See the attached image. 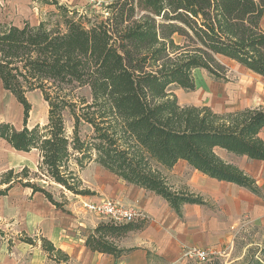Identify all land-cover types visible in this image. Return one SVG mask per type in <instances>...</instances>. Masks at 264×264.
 <instances>
[{"label": "trees", "instance_id": "16d2710c", "mask_svg": "<svg viewBox=\"0 0 264 264\" xmlns=\"http://www.w3.org/2000/svg\"><path fill=\"white\" fill-rule=\"evenodd\" d=\"M50 2L61 14L51 27L0 23V83L23 106L22 128L2 121L0 139L16 151L39 154L36 170L25 166L0 175L5 186L0 196L21 185L67 212L66 193L97 195L81 178L95 163L162 197L182 216L185 204L206 201L169 181L164 170L180 160L211 178L261 193L256 180L218 150L264 161V109L221 113L207 105H182L171 87L194 91L197 69L228 82L218 57L264 77V0H113L94 22ZM36 90L48 117L30 127L27 94ZM55 186L60 200L49 189ZM142 227L100 223L85 245L120 257L131 250L117 242ZM19 240L41 246L57 263L70 260L43 234L23 231ZM248 264L264 260L253 257Z\"/></svg>", "mask_w": 264, "mask_h": 264}, {"label": "crops", "instance_id": "0c3cea01", "mask_svg": "<svg viewBox=\"0 0 264 264\" xmlns=\"http://www.w3.org/2000/svg\"><path fill=\"white\" fill-rule=\"evenodd\" d=\"M261 78L264 79V77ZM2 92L7 91L0 83V95ZM30 93L27 94L28 100ZM10 95L12 99L16 100L11 93ZM40 95L42 96L41 92ZM16 102L23 117V106L17 100ZM29 102L32 104L30 100ZM0 109H2L1 100ZM33 109L34 106L31 112ZM1 121L3 119L0 118ZM37 123L32 124L30 113L28 125L31 127ZM14 125L16 126V123ZM22 126L16 127L22 128ZM263 132L264 130L261 132V136L264 138ZM219 151L228 156L225 157L218 153L223 159L238 165L256 180L261 190L260 194H255L235 183L211 178L192 168L186 161L180 160L171 170H164V173L173 185L176 187L187 186L193 193L201 195L206 204H185L182 216H179L162 197L129 184L99 166L100 169L95 179H92L95 181L93 183L86 181L85 169L81 172V178L85 185L95 191L96 196L85 198L66 193L67 198L71 201L66 206L72 212L68 216L74 221L68 231L64 229L67 222L65 214L67 213L57 209L42 193L33 194L30 188L21 185L11 188L8 195L0 196V205H3L2 215L4 217L8 215L10 219H13L22 232L29 235L41 232L57 248L62 249L70 256L71 264H115L117 262L151 264L150 256H155L165 264H173L179 261V258H183L182 250L186 246L214 245L223 250L235 241L240 229L248 230L252 226L264 227V161L251 160L246 156H236L222 149ZM229 156L234 157L235 160ZM38 161L37 151L30 153L16 151L6 141L0 139V175L9 169L20 170L25 166L31 168L32 162H35L36 168L31 169L36 170ZM4 187L0 185V189ZM104 198H113L126 206L135 207L146 216L145 220L135 222L143 224L141 229L131 231L117 242L119 248L131 250L123 253L120 257L93 252L85 245L86 236L101 223V219L84 210L80 201L97 202ZM73 199L79 200L77 201L78 207L72 203ZM85 225L89 226L86 235L79 238L78 243H75L72 239L79 233L80 227H86ZM65 237L68 239L65 240ZM8 252H11L9 248ZM43 252L41 246L33 247L21 242L15 249L14 257L2 256L0 264H22L20 257L26 255L30 259L24 264H41V253ZM182 260L184 264L188 262L201 264L187 259ZM215 260L208 264H212Z\"/></svg>", "mask_w": 264, "mask_h": 264}, {"label": "rangeland", "instance_id": "374dc122", "mask_svg": "<svg viewBox=\"0 0 264 264\" xmlns=\"http://www.w3.org/2000/svg\"><path fill=\"white\" fill-rule=\"evenodd\" d=\"M56 1L70 9H76L79 12L86 14L91 18V21L94 22L97 20V17L100 15L103 8L113 0H101L100 4L97 2H91L90 0ZM60 20L61 14L56 5L52 4L50 0H0V23L23 25L25 21H28L31 25L38 26L41 22H45L51 27ZM218 60L227 69L228 82L216 81L207 71L197 69L194 71L196 79V88L194 91L187 92L174 86L171 87V91L177 95L179 102L182 105H207L221 113L242 110L245 108H264V79L227 58L218 57ZM81 92L89 95L88 89H84ZM28 96L29 100L32 102V107L34 106V109L31 112L32 124L37 122L42 125L45 124L48 117L47 103L44 102L39 91L31 92ZM0 100L2 102V109H0L1 120L3 119V121H8L13 124L16 123L17 127H21L23 123L22 113L19 111L16 100L12 99V96L8 92H2ZM87 130L88 129H86V131ZM218 153L225 157L227 156L222 151L218 150ZM229 158L234 159L232 156H229ZM35 162L31 163L32 169L36 168ZM99 169L100 167L95 163L90 164L84 170L86 181L92 183L95 182L92 179H95ZM49 189L52 190L55 197L60 200L59 187L55 186L54 188ZM6 200L8 201V199ZM77 201L79 200H72V203H74L76 207L79 205ZM69 203H71V201L67 198V205H69ZM2 208L3 205H0V260L2 256L14 257L15 249L17 245L21 243L19 238L22 233L13 219H10L8 215L6 217L2 215ZM66 210L67 212L65 213L67 214H65V218L67 222L64 229L68 231L70 225L73 224L74 221L68 216V214L71 215L72 212L67 206ZM85 226L86 227H80L81 229H79V233L76 234L74 239H72L75 243H78V239L86 235L89 226ZM36 234L42 233L36 232L35 234H31V236H35ZM10 239H12L13 246L10 249L11 252H8ZM67 239L68 238L65 237V240ZM223 250V256L218 258L219 260H215L212 264H247L248 260H251L253 257L264 260V227L252 226L248 230L240 229L235 241L231 242L227 248ZM41 254V264H71L69 261L66 263H57L54 260L49 259L45 252ZM20 259H22L21 263L24 264L27 263L26 261L30 258L26 255L20 257ZM182 259L184 258H179V261L174 262L173 264H184ZM150 260L151 264H165L164 261L155 258V256H150ZM1 262L2 261H0V263ZM186 264L195 263L188 262Z\"/></svg>", "mask_w": 264, "mask_h": 264}, {"label": "built area", "instance_id": "2783aa9c", "mask_svg": "<svg viewBox=\"0 0 264 264\" xmlns=\"http://www.w3.org/2000/svg\"><path fill=\"white\" fill-rule=\"evenodd\" d=\"M101 3V0H90ZM84 210L100 217L101 223L110 222L115 225H125L145 220V215L135 207L126 206L113 198H104L100 201H81ZM224 250L217 246L209 245L205 247L186 246L182 250L184 259L199 262L201 264L211 263L213 260L222 257ZM115 264H124L117 262Z\"/></svg>", "mask_w": 264, "mask_h": 264}]
</instances>
